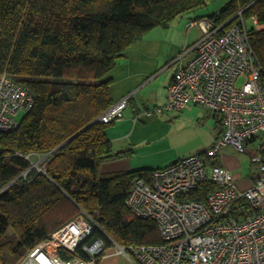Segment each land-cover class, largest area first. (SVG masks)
I'll return each instance as SVG.
<instances>
[{
  "label": "trees",
  "instance_id": "1",
  "mask_svg": "<svg viewBox=\"0 0 264 264\" xmlns=\"http://www.w3.org/2000/svg\"><path fill=\"white\" fill-rule=\"evenodd\" d=\"M207 1L0 0V73L7 71L35 94L20 125L0 131V264H20L82 213L94 223L85 243L102 239L106 245L98 263L116 245L163 243L156 222L127 205L135 180H149L156 169L101 174L104 161L131 150L114 152L109 124L98 119L115 104L112 71L118 60L155 27H168ZM239 11L264 25V0H231L208 16L223 23L235 21ZM248 32L264 80V27L252 25ZM33 154L46 155L39 167ZM219 187L206 180L189 199L205 201ZM239 209L252 210L246 200ZM61 255L87 257L81 248Z\"/></svg>",
  "mask_w": 264,
  "mask_h": 264
},
{
  "label": "built area",
  "instance_id": "2",
  "mask_svg": "<svg viewBox=\"0 0 264 264\" xmlns=\"http://www.w3.org/2000/svg\"><path fill=\"white\" fill-rule=\"evenodd\" d=\"M234 18L223 23L210 16L191 20L188 27L198 28L200 36L173 61L177 69L167 87L168 103L159 110L181 111L199 104L220 117L223 131L204 154L184 156L156 169L149 180H135L127 205L136 215L153 219L163 239L161 244L117 246L138 264H264V80L247 21L258 29L264 25L257 16L246 20L242 11ZM240 79L244 81L238 86ZM128 100L123 98L98 120L110 123L123 117ZM34 104L31 89L7 71L0 73V131L17 128L19 113ZM248 143L260 151L251 157L259 171L243 189L234 171L214 157L228 147L246 153ZM206 180L220 187L205 201L190 200L189 193ZM241 200L252 210L239 209ZM93 224L80 214L34 247L20 264H98L106 245L102 239L85 243ZM79 248L86 258L61 255V250L75 253Z\"/></svg>",
  "mask_w": 264,
  "mask_h": 264
},
{
  "label": "rangeland",
  "instance_id": "3",
  "mask_svg": "<svg viewBox=\"0 0 264 264\" xmlns=\"http://www.w3.org/2000/svg\"><path fill=\"white\" fill-rule=\"evenodd\" d=\"M230 2L231 0H208L203 7L178 16L168 27H155L130 48L126 56L118 60L117 64H128L126 67H134L135 61L143 62L145 72L147 70L150 72L149 80L152 79L134 97L137 101L133 100L128 104L124 115L127 113L133 115L135 106L138 105L143 108V112L152 111V116L149 119L144 118L147 119L148 124L145 129L139 127L136 129L133 135L135 143L131 145L133 148L131 152L126 157L104 161L100 165L101 174L128 171L132 166L129 165L130 163L134 164L131 167L133 170L163 167L179 156L204 154L215 143L219 130L212 110L202 105L187 106L181 111L159 110L168 103L167 91L164 87L159 97L153 95L152 91L156 87L161 88L162 82L174 75L177 65H172L173 61L200 36L198 28H189L188 23L196 18L219 13ZM247 25L251 27L252 22L247 21ZM118 68L114 70L116 72H112L116 79L120 74ZM149 80L146 82L148 83ZM243 81L240 79L238 86L242 85ZM26 113H19L17 119L21 121ZM257 148V146H249L246 153H239L231 147L224 148L214 159L219 163L223 162L239 175V177L235 175L239 178L238 181L236 180L238 184L247 185L259 171V165L253 163L251 159ZM45 157L46 155L33 154L30 159L34 164L39 165Z\"/></svg>",
  "mask_w": 264,
  "mask_h": 264
},
{
  "label": "crops",
  "instance_id": "4",
  "mask_svg": "<svg viewBox=\"0 0 264 264\" xmlns=\"http://www.w3.org/2000/svg\"><path fill=\"white\" fill-rule=\"evenodd\" d=\"M190 57H191V54H188L187 56H185L184 62H187L190 59ZM134 63L136 64L134 67L132 65H131L132 67H126L128 64H122V65L117 64V66L114 69V70H116V68L119 67L117 70H120V74L117 76V79L115 78L116 76L114 77V75H113L114 73L112 74V76L114 77V81H113V84L111 87V94H112V97L115 101V104L117 102H119L120 100H122L123 98H126V97H129L128 104L131 103V101H133V100L137 101L136 99H134V97L136 95H138L152 80V79L149 80V78H150L149 73L150 72L148 70L145 72L146 68H145V64H143V62L135 61ZM172 65H177V64L172 63ZM114 72H116V71H114ZM172 78H173V75L168 77L167 79H165L164 82H162L161 88L156 87L155 89H153V91H152L153 95H155L156 97H159V95H160V93H162L164 87H165L164 89H166V91H167V87H168L169 83L171 82ZM147 80H149L148 83L146 82ZM156 97H155V99H156ZM156 100H158V99H156ZM191 105L197 106L199 104H190L188 106H191ZM127 108H128V105L126 106L124 111L126 110V112H127ZM123 114H124V112H123ZM151 116H152V114L147 115L146 112H143V108L136 105L133 115L131 113L130 114L127 113V114L123 115V117L108 123L109 125L107 126L106 133H107L108 137L112 140L114 152L117 153L120 151H128V150L133 149V148H131V145L133 143H135L134 139H133V135H134L136 129L138 127L145 129L146 126L148 125L147 119L151 118ZM213 116L216 120V127L219 130V132L217 134V138H218L220 136V133H221V129L219 128V125H218V120L220 121L221 119L216 113H214ZM144 118H147V119L144 120ZM126 156H127V154H125L123 157H126ZM183 157H184V155H183ZM114 158H116V157H114ZM114 158H112V159H114ZM180 158H182V157L179 156L178 158L171 160L170 162H168L163 167H166V166L176 162ZM221 164L227 166L223 162ZM129 165H132L131 167L134 166L133 163H130ZM138 165H142V164H138ZM131 167H130V170L131 169L133 170V168H131ZM163 167L151 168V169H159V168H163ZM227 167L230 168L229 166H227ZM146 168H149V167H146ZM139 169H141V168H139ZM230 169H232V168H230ZM235 175H237L239 177L238 174H235ZM237 176H236V180L238 181L239 178ZM238 186L245 189V188H248L251 186V182H249L247 185L239 183ZM98 264H137V263L135 262V260L130 255L123 253L120 250H118V247L116 245V247L114 249H112L110 252L105 254L99 260Z\"/></svg>",
  "mask_w": 264,
  "mask_h": 264
}]
</instances>
